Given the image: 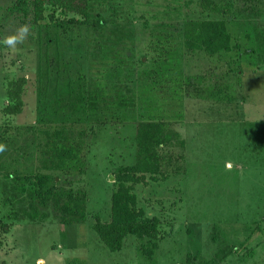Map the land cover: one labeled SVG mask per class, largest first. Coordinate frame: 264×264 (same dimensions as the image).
Returning a JSON list of instances; mask_svg holds the SVG:
<instances>
[{
  "label": "rangeland",
  "instance_id": "obj_1",
  "mask_svg": "<svg viewBox=\"0 0 264 264\" xmlns=\"http://www.w3.org/2000/svg\"><path fill=\"white\" fill-rule=\"evenodd\" d=\"M34 1L0 0V264H264V0H88L86 20L44 0L39 22ZM201 21L222 22L232 51L186 50V24ZM22 26V41L5 44ZM20 78L21 112L6 115ZM79 91L98 106L76 108ZM148 121L166 137L157 171L121 182ZM55 131L79 164L44 168ZM13 170L84 189L85 221L15 213L3 178ZM120 186L158 236H126L111 252L93 226L112 221Z\"/></svg>",
  "mask_w": 264,
  "mask_h": 264
},
{
  "label": "trees",
  "instance_id": "obj_2",
  "mask_svg": "<svg viewBox=\"0 0 264 264\" xmlns=\"http://www.w3.org/2000/svg\"><path fill=\"white\" fill-rule=\"evenodd\" d=\"M47 2L53 8H60L86 20L88 0H47ZM43 3L44 0L34 1L36 22L42 18ZM71 21L77 20L72 19ZM183 40L186 50L202 51L212 57L221 56L234 48L231 45L230 34L220 21L189 22L184 29ZM24 84L25 79L20 78L8 86L9 103L4 108L6 115H16L21 112V93ZM82 94L83 91H79L75 95L73 104H79L76 108L84 110L82 106L86 100L89 103V109L92 107L95 109L98 106L99 98L96 95L89 94L86 99ZM57 105L60 104L57 103ZM109 105L112 103H108ZM114 106L118 109H129L135 106V99L117 100ZM58 134L56 131L53 132L51 137L54 140L47 144L49 153H45L47 157L45 169L56 170L68 166L71 168L79 164V151L72 145H66L64 141L59 142ZM165 138L162 123L139 122L135 136L137 147L135 165L118 169L117 179L121 182L140 181L136 179V174H154L159 162L156 150L165 143ZM70 168L64 170L70 171ZM3 178L7 188L5 202L14 208H20L19 211L15 209L14 212L21 214L25 219L29 221L42 220L46 218L47 212H51L53 219L61 225L80 224L85 221L87 193L84 189L75 190L70 184H62L55 176L35 174L30 171L23 173L16 170L8 171L3 175ZM111 200L112 221L109 223L97 221L93 226L99 239L111 252L121 249L122 241L126 236L157 238L158 231L154 219L141 220L142 213L128 207V204L135 203V197L126 188L120 186ZM8 227L9 224H2L5 231H8ZM153 247H156V243L153 244Z\"/></svg>",
  "mask_w": 264,
  "mask_h": 264
},
{
  "label": "clouds",
  "instance_id": "obj_3",
  "mask_svg": "<svg viewBox=\"0 0 264 264\" xmlns=\"http://www.w3.org/2000/svg\"><path fill=\"white\" fill-rule=\"evenodd\" d=\"M19 33H20V36H9L6 38V40L4 41L5 44H7L9 47H15V45L19 42L22 41L23 39V36L25 34H27L28 32V28L27 26H22L19 30ZM4 150V146L3 145H0V151H3Z\"/></svg>",
  "mask_w": 264,
  "mask_h": 264
},
{
  "label": "crops",
  "instance_id": "obj_4",
  "mask_svg": "<svg viewBox=\"0 0 264 264\" xmlns=\"http://www.w3.org/2000/svg\"><path fill=\"white\" fill-rule=\"evenodd\" d=\"M252 50V52H254V50L253 49H251Z\"/></svg>",
  "mask_w": 264,
  "mask_h": 264
}]
</instances>
